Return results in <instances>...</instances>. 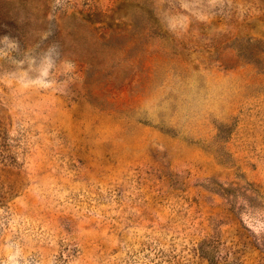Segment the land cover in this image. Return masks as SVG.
<instances>
[{
	"label": "rangeland",
	"instance_id": "obj_1",
	"mask_svg": "<svg viewBox=\"0 0 264 264\" xmlns=\"http://www.w3.org/2000/svg\"><path fill=\"white\" fill-rule=\"evenodd\" d=\"M0 264H264V0H0Z\"/></svg>",
	"mask_w": 264,
	"mask_h": 264
},
{
	"label": "clouds",
	"instance_id": "obj_2",
	"mask_svg": "<svg viewBox=\"0 0 264 264\" xmlns=\"http://www.w3.org/2000/svg\"><path fill=\"white\" fill-rule=\"evenodd\" d=\"M75 64L71 61H65V70L69 73L73 72L75 70Z\"/></svg>",
	"mask_w": 264,
	"mask_h": 264
}]
</instances>
